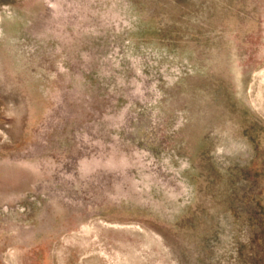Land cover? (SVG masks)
<instances>
[{
  "label": "rangeland",
  "instance_id": "rangeland-1",
  "mask_svg": "<svg viewBox=\"0 0 264 264\" xmlns=\"http://www.w3.org/2000/svg\"><path fill=\"white\" fill-rule=\"evenodd\" d=\"M0 264H264V0H0Z\"/></svg>",
  "mask_w": 264,
  "mask_h": 264
}]
</instances>
